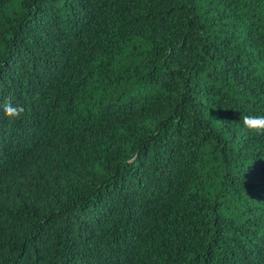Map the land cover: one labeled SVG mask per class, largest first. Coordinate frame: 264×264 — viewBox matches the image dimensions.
<instances>
[{
    "label": "trees",
    "instance_id": "1",
    "mask_svg": "<svg viewBox=\"0 0 264 264\" xmlns=\"http://www.w3.org/2000/svg\"><path fill=\"white\" fill-rule=\"evenodd\" d=\"M0 264H264V0H0Z\"/></svg>",
    "mask_w": 264,
    "mask_h": 264
},
{
    "label": "clouds",
    "instance_id": "2",
    "mask_svg": "<svg viewBox=\"0 0 264 264\" xmlns=\"http://www.w3.org/2000/svg\"><path fill=\"white\" fill-rule=\"evenodd\" d=\"M4 116L10 119H19L25 112L22 104H14L11 99H7L0 105ZM243 127L251 132L264 134V116L243 115Z\"/></svg>",
    "mask_w": 264,
    "mask_h": 264
}]
</instances>
